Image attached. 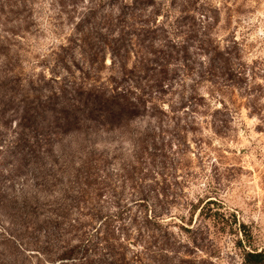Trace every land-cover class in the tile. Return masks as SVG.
Returning <instances> with one entry per match:
<instances>
[{
	"label": "trees",
	"instance_id": "obj_1",
	"mask_svg": "<svg viewBox=\"0 0 264 264\" xmlns=\"http://www.w3.org/2000/svg\"><path fill=\"white\" fill-rule=\"evenodd\" d=\"M128 5L116 17L98 14L102 26L82 30L80 42L89 44L98 70L82 69L79 78L64 54L55 52L72 74L58 88L44 89L22 63L0 62V149L6 148L0 176L9 172L12 181L32 176L36 187L26 190L20 203L0 186V209L11 210L6 216L19 226L18 234L0 228V245L16 251L9 261L0 258V264H208L219 256L225 235L236 236L244 263L264 264V246L255 244L236 212L211 196L188 199L182 211L177 196L160 186L177 145L174 131L187 130L179 120L170 126L165 119L161 106L169 86L182 61L189 64L190 49L200 50L207 57L202 67L216 72L231 61L227 46L210 26H188L185 21H194L192 16L179 12L159 25L143 13L126 12ZM90 12L97 14L93 8ZM127 16L139 28L127 24ZM107 51L110 67L99 58ZM106 70L113 72L110 78L101 76ZM201 79L195 80L189 102L181 100L194 115L207 103L198 92ZM144 118L150 123L133 130L135 120ZM114 131L132 144L117 170H111L113 157L96 144H81L79 156L64 144L66 137L87 140ZM66 149L75 156L62 152Z\"/></svg>",
	"mask_w": 264,
	"mask_h": 264
},
{
	"label": "rangeland",
	"instance_id": "obj_2",
	"mask_svg": "<svg viewBox=\"0 0 264 264\" xmlns=\"http://www.w3.org/2000/svg\"><path fill=\"white\" fill-rule=\"evenodd\" d=\"M135 1L0 0V62L22 63L44 89L58 88L67 82L65 78L72 77L55 52L64 54L68 66L79 78L82 69L98 70L99 62L89 44L80 42L82 30L102 26L98 14L116 17L125 4H129L126 12L140 17L143 13L144 18L150 16L155 24L172 22L176 16L173 14L181 12L195 19L189 17L185 21L188 26L194 24V30L210 26L214 37L227 46L231 61L211 72L202 67L207 57L195 47L188 53L189 64L182 61L161 107L168 114L165 119L170 126L179 120L187 130L174 131L177 145L167 162L164 177L167 180L162 179L160 186L168 191V196H177L182 211L188 199L196 202L211 196L218 200L223 209L236 212L239 223L249 226L255 244L264 246V0ZM90 8L97 14L90 12ZM83 20L86 21L79 26ZM125 20L127 24L136 23L133 17L127 16ZM136 28H139L137 23ZM71 38L75 43L70 44ZM106 53L105 57L101 53L99 58L110 67L112 55ZM94 60L98 63H93ZM112 73L106 70L101 76L110 78ZM116 74L119 75L118 69ZM200 77L198 92L207 103L194 115L193 108L183 107L181 100L185 98L189 102L195 80ZM149 123L148 118L137 119L132 129ZM10 134L6 133L5 138ZM64 144L71 145L78 156L81 144L90 147L96 144L99 151L106 150L113 157L111 170H117L132 149L127 135L119 131L101 132L87 140L84 136L66 137ZM5 149H0V154ZM70 150L73 149L62 152L72 158L75 154ZM9 175L4 172L0 176V186L20 203L26 190H36L32 176L12 181ZM27 179L32 186L26 184ZM21 207L19 204L14 212ZM11 212L0 209V228L18 234L19 226L15 221L9 222L12 217L6 216ZM173 214L179 213L175 210ZM4 218L7 221L2 222ZM220 244L219 256L208 260V264H246L241 248L236 246L235 235H225ZM15 255L13 247L0 245L1 260L9 261ZM200 255L208 258L204 253Z\"/></svg>",
	"mask_w": 264,
	"mask_h": 264
}]
</instances>
